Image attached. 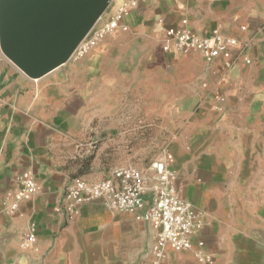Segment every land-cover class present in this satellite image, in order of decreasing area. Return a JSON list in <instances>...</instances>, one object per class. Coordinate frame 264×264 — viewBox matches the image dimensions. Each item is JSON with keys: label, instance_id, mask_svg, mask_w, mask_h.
<instances>
[{"label": "crops", "instance_id": "1", "mask_svg": "<svg viewBox=\"0 0 264 264\" xmlns=\"http://www.w3.org/2000/svg\"><path fill=\"white\" fill-rule=\"evenodd\" d=\"M182 20L202 37L219 27L249 41L251 62L206 67L199 53L163 50V29ZM123 24L38 79L0 50V208L20 173L40 186L15 215L0 211V264H155L146 221L99 200L70 218L54 208L72 179L129 163L151 173L163 151L204 226L192 250L168 249L159 264H199V242L215 264H264V0H141ZM30 221L38 251L18 245Z\"/></svg>", "mask_w": 264, "mask_h": 264}, {"label": "built area", "instance_id": "2", "mask_svg": "<svg viewBox=\"0 0 264 264\" xmlns=\"http://www.w3.org/2000/svg\"><path fill=\"white\" fill-rule=\"evenodd\" d=\"M141 0H124L113 14L105 15V10L83 39L74 48L69 60L79 61L94 48L104 37L124 31L127 26L123 19L137 7ZM186 20L180 25L163 29L165 44L163 50L171 49L186 54L190 51L199 53L206 67L216 60L222 61L225 69H230L239 58L250 63L243 56L250 46L249 41L223 33L219 27L211 30L205 37L199 36L186 27ZM245 29V26H241ZM206 87L205 82L200 83ZM216 99L219 98L215 94ZM172 155L163 151L161 157L149 166L151 173L133 164H125L110 172L104 179L76 177L66 186V204L55 207V211L65 217L78 215L80 207L92 200H99L104 208L133 214L137 220L146 221L155 230L152 254L155 264L165 258L168 249L182 252L193 249L192 238L203 228V213L184 198L176 189V173L170 169ZM36 179L30 171L20 173L16 179V188L7 193L0 211L7 216L17 213L22 202L34 198L39 189ZM36 222L30 221L19 240L22 249L38 251L36 243ZM203 243L194 250L199 264H215L212 255L204 251Z\"/></svg>", "mask_w": 264, "mask_h": 264}, {"label": "water", "instance_id": "3", "mask_svg": "<svg viewBox=\"0 0 264 264\" xmlns=\"http://www.w3.org/2000/svg\"><path fill=\"white\" fill-rule=\"evenodd\" d=\"M110 0H0V50L28 78L69 60Z\"/></svg>", "mask_w": 264, "mask_h": 264}]
</instances>
